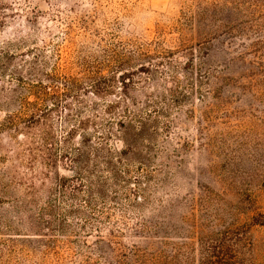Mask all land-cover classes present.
Segmentation results:
<instances>
[{"label":"rangeland","instance_id":"1","mask_svg":"<svg viewBox=\"0 0 264 264\" xmlns=\"http://www.w3.org/2000/svg\"><path fill=\"white\" fill-rule=\"evenodd\" d=\"M248 1L262 8L256 29ZM0 2V178L32 187L0 199L67 212L72 233L39 229L60 247L47 264L194 244L209 193L264 221V0ZM13 74L40 86L30 130L8 129ZM80 199L93 202L83 212L96 227L79 228ZM248 228L264 264V227Z\"/></svg>","mask_w":264,"mask_h":264},{"label":"trees","instance_id":"2","mask_svg":"<svg viewBox=\"0 0 264 264\" xmlns=\"http://www.w3.org/2000/svg\"><path fill=\"white\" fill-rule=\"evenodd\" d=\"M248 4H250L249 1ZM3 8H5V4L0 2V9ZM261 12L260 4H250L249 19L254 22L255 29L262 19ZM4 19V14L0 13V23ZM111 50L113 51V49ZM11 77L15 80L20 91L11 90L16 94L3 97L17 102L19 110L14 115H8L7 120L12 125V128L8 129H13L16 132L19 125L22 124L23 127L30 130L32 126L36 127L40 122V86L37 82L24 83L22 78L16 74ZM27 95L31 96L32 99L29 100ZM5 128L7 127L4 125L1 127L3 131H6ZM46 136L45 134V138L42 137L39 140L46 144ZM9 137H11L10 134ZM64 142L65 140H63ZM79 151L77 150V152ZM0 184L3 193H8V188L13 193L24 192V190L25 193H29L32 189L30 186L27 189L22 188L17 182L3 185L1 178ZM84 187L82 182L76 183L71 188L74 191L71 194L72 197H75L78 191L83 192ZM98 193L100 192L97 190L96 194ZM211 195L209 193L199 200V206L205 214L203 213L201 221L194 225V244L186 243L184 240L179 243L164 240L161 246L154 250L140 248L136 245L124 246L118 251L117 248L112 247L114 257H110L111 260L106 261L105 264H258L260 251L256 249L255 243L250 240L248 227H264V221L254 220L255 217H263V215L256 212L244 217L236 208L221 204L218 199ZM10 200L9 202L0 199V264H47L46 259L50 261V258L53 259L54 257L58 260L60 256L58 241L39 229L41 226L45 227L44 225L49 224V227L54 228L53 231L72 233L70 226L65 223L67 212L59 207H57L58 212L56 214L49 208H39L33 199L26 200L13 197ZM78 201L81 202L75 207V216H79L84 222L79 228L83 229L86 225L96 227L92 224L96 218L83 212L84 209H94L93 202L86 199ZM2 203L12 204L11 210L2 208ZM212 203H215L216 206L214 210H211ZM210 210L211 212H208ZM43 215H47L48 218L45 219ZM46 229L49 228L46 227ZM69 242L73 243V241ZM115 243L117 247L120 245ZM81 244L87 247L86 243L81 242ZM84 257V264H97V260L90 261L89 255Z\"/></svg>","mask_w":264,"mask_h":264}]
</instances>
